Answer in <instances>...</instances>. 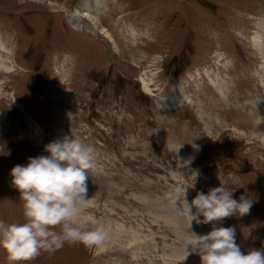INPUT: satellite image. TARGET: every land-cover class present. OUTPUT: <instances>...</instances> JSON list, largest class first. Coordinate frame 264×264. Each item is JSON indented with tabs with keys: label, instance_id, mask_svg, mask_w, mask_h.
I'll return each instance as SVG.
<instances>
[{
	"label": "rangeland",
	"instance_id": "obj_1",
	"mask_svg": "<svg viewBox=\"0 0 264 264\" xmlns=\"http://www.w3.org/2000/svg\"><path fill=\"white\" fill-rule=\"evenodd\" d=\"M84 2L99 27L76 15ZM0 57L13 66L0 68V220L24 222L12 168L71 137L98 168L81 219L109 232L102 249L31 264H201L189 233L211 224L190 228L171 201L221 184L256 202L218 226L242 251L264 247V0H0Z\"/></svg>",
	"mask_w": 264,
	"mask_h": 264
},
{
	"label": "clouds",
	"instance_id": "obj_2",
	"mask_svg": "<svg viewBox=\"0 0 264 264\" xmlns=\"http://www.w3.org/2000/svg\"><path fill=\"white\" fill-rule=\"evenodd\" d=\"M44 150L49 154L29 158L26 166L17 164L10 173L12 186L23 201L24 222L0 220V249L9 264H31L42 253L52 255L65 245L95 251L108 240L109 232L102 222L81 219L89 201L87 181L90 173L98 171L95 150L71 137L51 142ZM186 194L187 190L178 188L171 203L175 206L183 198L190 228L193 221L212 227L203 236L189 233L196 237L192 252L199 255L201 264H264V247L242 251L235 227L218 226L227 218L249 215L256 197L244 194L237 200L234 190L222 184L209 189L208 194L198 192L191 205Z\"/></svg>",
	"mask_w": 264,
	"mask_h": 264
},
{
	"label": "bare ground",
	"instance_id": "obj_3",
	"mask_svg": "<svg viewBox=\"0 0 264 264\" xmlns=\"http://www.w3.org/2000/svg\"><path fill=\"white\" fill-rule=\"evenodd\" d=\"M92 10L93 9L91 8V4L89 2H84V3L80 4V6L77 8L76 15L78 16V14L82 13L84 17L89 18V20L92 21L94 25H98V27H99L100 19L98 17V10L96 11V13H93ZM71 19L73 20V23L75 22L74 24H76V29L78 31H87L88 33H91L92 35H95V32L91 29V27L84 26V24L81 22L80 18L73 16V18H71ZM104 30H106V29H104ZM106 34H107V37H109L110 41L111 42L113 41V44L117 47L116 42L112 39V36L108 32H106ZM5 61L6 60L4 58L0 57V68L4 69L6 71L13 69V66L11 64H10V66H8V64H6ZM32 123H33V125L34 124L37 125L33 121H32ZM36 127L39 129L38 126H36Z\"/></svg>",
	"mask_w": 264,
	"mask_h": 264
}]
</instances>
